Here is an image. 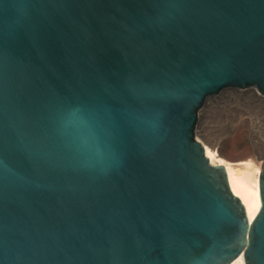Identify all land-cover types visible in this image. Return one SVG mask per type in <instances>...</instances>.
Masks as SVG:
<instances>
[{"label": "water", "instance_id": "95a60500", "mask_svg": "<svg viewBox=\"0 0 264 264\" xmlns=\"http://www.w3.org/2000/svg\"><path fill=\"white\" fill-rule=\"evenodd\" d=\"M264 97V0H0V264H264L195 138Z\"/></svg>", "mask_w": 264, "mask_h": 264}, {"label": "rangeland", "instance_id": "374dc122", "mask_svg": "<svg viewBox=\"0 0 264 264\" xmlns=\"http://www.w3.org/2000/svg\"><path fill=\"white\" fill-rule=\"evenodd\" d=\"M252 90L226 89L210 97L199 112L195 138L201 142L227 137L228 146L224 150L227 158H238L243 153L257 158L256 152H251L247 141L244 142V139H253L257 149L264 150V97L254 89L259 98L253 99L250 96ZM245 91L247 93L243 94ZM243 117L244 123L241 121ZM246 132L247 138L243 136Z\"/></svg>", "mask_w": 264, "mask_h": 264}, {"label": "bare ground", "instance_id": "6f19581e", "mask_svg": "<svg viewBox=\"0 0 264 264\" xmlns=\"http://www.w3.org/2000/svg\"><path fill=\"white\" fill-rule=\"evenodd\" d=\"M242 93L245 94L247 91ZM250 94L253 99L259 98L254 89ZM243 118H241V121L244 123L246 120ZM243 136L246 137L247 132L244 133ZM244 142L249 144V150H251V152H256L255 155L257 158L253 157L254 155L249 156L248 153H243L238 158L234 159L227 158L224 153L225 148L228 146L227 137H224L219 141H212L210 139L201 140L204 153L209 162L214 165L222 164L224 166L229 188L243 204L247 218L249 215L248 209L250 207L255 209L253 213L254 218L260 207L258 177L261 168H264V150H258L255 143L256 141L253 139H244ZM236 146H239V144H236ZM229 264H245L242 254L240 253Z\"/></svg>", "mask_w": 264, "mask_h": 264}, {"label": "snow or ice", "instance_id": "6c2138e0", "mask_svg": "<svg viewBox=\"0 0 264 264\" xmlns=\"http://www.w3.org/2000/svg\"><path fill=\"white\" fill-rule=\"evenodd\" d=\"M254 211H255V209L252 208V207H250V208L248 209V213H249V215H248V222H249V224L252 222Z\"/></svg>", "mask_w": 264, "mask_h": 264}]
</instances>
